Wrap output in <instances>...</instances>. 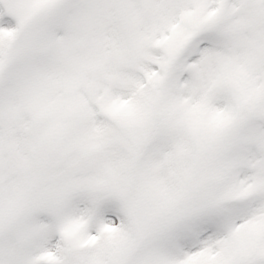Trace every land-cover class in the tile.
<instances>
[{"label":"snow or ice","instance_id":"snow-or-ice-1","mask_svg":"<svg viewBox=\"0 0 264 264\" xmlns=\"http://www.w3.org/2000/svg\"><path fill=\"white\" fill-rule=\"evenodd\" d=\"M0 264H264V0H0Z\"/></svg>","mask_w":264,"mask_h":264}]
</instances>
